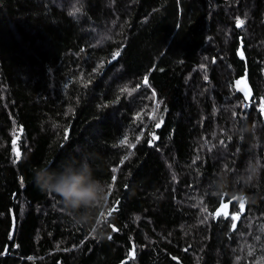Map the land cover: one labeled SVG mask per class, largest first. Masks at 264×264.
Wrapping results in <instances>:
<instances>
[{"label": "trees", "instance_id": "obj_1", "mask_svg": "<svg viewBox=\"0 0 264 264\" xmlns=\"http://www.w3.org/2000/svg\"><path fill=\"white\" fill-rule=\"evenodd\" d=\"M262 100L264 0H0V264H264ZM82 158L108 185L95 235L34 182Z\"/></svg>", "mask_w": 264, "mask_h": 264}, {"label": "clouds", "instance_id": "obj_2", "mask_svg": "<svg viewBox=\"0 0 264 264\" xmlns=\"http://www.w3.org/2000/svg\"><path fill=\"white\" fill-rule=\"evenodd\" d=\"M259 167L258 162H247L240 175V182H250L258 173ZM34 182L41 191L54 193L60 199L74 223L88 227L95 225L94 235L100 230L102 218L98 219L97 213L107 207L108 185L94 177L87 158H82L79 162H64L58 170L42 166L34 172ZM227 183V175H217L218 189H224ZM237 197L247 200L243 194H237Z\"/></svg>", "mask_w": 264, "mask_h": 264}, {"label": "snow or ice", "instance_id": "obj_3", "mask_svg": "<svg viewBox=\"0 0 264 264\" xmlns=\"http://www.w3.org/2000/svg\"><path fill=\"white\" fill-rule=\"evenodd\" d=\"M76 11H79V9H76ZM244 23H245V20H244V19H241L240 17H237V18H236V21H235L236 27H238V28H239V27H242V26L244 25ZM118 55H119V52L115 53V55H114L112 58L115 59L116 56H118ZM238 55H240V57L243 59V58H244V52H243V50H238ZM200 67H201V68H204L205 65L202 64ZM205 78H206V77H205ZM148 83H149L148 77L145 76V77L143 78V84H144V85H147ZM243 83H244L243 80H237V81H236V86H237V90L242 91V92L245 93V98L247 99L249 93H248L247 91H245V88H241V87H240V85L243 84ZM140 86H141V85L137 84V85H136V88H139ZM135 90H136V89H129V88H127V87H124V88H122L120 91H121V93H123V92L132 93V92H134ZM152 95H153V97H155V96H156V93L153 92ZM158 107H159V102H157V104H156V108H154V109H153V112L150 114V117H149L150 119H156V114H155V113H156V109H157ZM244 107H247V104H244ZM260 111H261L262 113H264V100L261 101ZM137 116H138V118H139V113L137 114ZM162 123H163V120L161 119L160 122H158V123L155 124V127H156V128H159V127L161 126ZM19 131H20V132H23V128L21 127V128L19 129ZM19 138H20V137H19V135L17 134L16 137H15V139H13V142H12V143H13L14 146L17 144V141L19 140ZM65 139H67V136H65ZM156 139H158V137H156L155 134H153V135H152V139L149 140L148 143H149V144H152ZM137 140H139V137H137ZM119 143H120L121 145H128V147H130V148L135 147L134 144H130V143H129V140H128V136H127V135H125L124 138H123ZM223 143H224V141H221V144H223ZM14 151H15V160L18 161L19 159H21V153H20V151H19V148L16 147V148L14 149ZM127 158H128L127 156L124 157L125 160H126ZM121 163H123V160L121 161ZM115 180H116V177L113 176V177H112V181H115ZM109 187L111 188V185H110ZM232 200H238V201H239V212L234 213V214H231V220L233 221L231 227H232V229H236V227H237L236 221L239 220V218H240V213H243L244 210H245V203H246V200H245L243 197H233ZM116 203L118 204L119 201H116ZM229 203H231V201H229ZM227 208H228V204H226V203H221V205H220V209H218V210L215 212L213 218L219 217V216H221V215H223L225 218H228L229 213H228L227 211H221L222 209H227ZM116 210H117V209H116L115 207H113L112 209L109 210V212L107 213V216H111ZM202 211L207 212V208H206V207L203 208ZM102 216H104V214H102ZM107 216H104V218L106 219ZM205 219H207V217H205ZM113 231H117V229H116L115 227H113ZM109 239H111V236H109ZM257 239H259V237H257ZM7 250H8V249H7V247H6V248H5V252H7ZM0 254H3V253H0ZM249 254H251V252H250ZM134 256H135V249L133 248V249L130 250V252H129V258H130V259H131V258H134ZM29 259H31V257H30ZM174 259H175V258H174ZM261 260L264 261V258H261Z\"/></svg>", "mask_w": 264, "mask_h": 264}, {"label": "water", "instance_id": "obj_4", "mask_svg": "<svg viewBox=\"0 0 264 264\" xmlns=\"http://www.w3.org/2000/svg\"><path fill=\"white\" fill-rule=\"evenodd\" d=\"M247 72L245 71V74H246ZM243 81H244V83L243 84H241L240 85V87L241 88H245V91H247L248 92V80H247V78H244L243 79ZM244 93V92H243ZM245 94V93H244ZM245 100H249V95H248V97H247V99L245 98ZM262 115H263V117H264V113H262ZM218 209H220V206L216 209V211L218 210ZM215 211V212H216ZM221 211H224V209H222ZM237 222H238V220L236 221V224H237ZM232 223H233V221H232ZM232 223H231V225H232ZM231 230H234V229H232V227H231Z\"/></svg>", "mask_w": 264, "mask_h": 264}, {"label": "rangeland", "instance_id": "obj_5", "mask_svg": "<svg viewBox=\"0 0 264 264\" xmlns=\"http://www.w3.org/2000/svg\"><path fill=\"white\" fill-rule=\"evenodd\" d=\"M228 210V208L226 209V211ZM231 215V214H230Z\"/></svg>", "mask_w": 264, "mask_h": 264}]
</instances>
